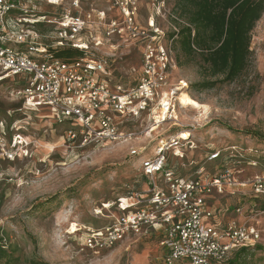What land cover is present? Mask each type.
<instances>
[{"label":"rangeland","instance_id":"1","mask_svg":"<svg viewBox=\"0 0 264 264\" xmlns=\"http://www.w3.org/2000/svg\"><path fill=\"white\" fill-rule=\"evenodd\" d=\"M135 2L137 24L146 28L153 23L171 49L173 63L165 92L172 94L166 99L172 106L165 111L157 100L156 111L121 125L125 135H132L131 140L88 146L69 142L65 136L71 122L56 123L48 112L26 109L9 94L10 81L0 82L4 83L0 85L4 128L0 129L5 132L0 145V235L6 250L23 263L37 259L49 264H163L165 250L154 237H128L102 252L83 247L85 226L110 224L119 212L118 198L127 194L125 186L141 187L142 156L132 155L134 149L151 157L161 141L175 138L177 144L173 142L170 151L179 147L184 158L171 157L170 163L182 174L203 166L211 172L231 169L239 179L249 180L264 172V14L252 33L246 71L233 83L198 92L193 86L204 79L198 60L179 66L178 51L168 36L178 30L172 21L175 0ZM19 6L25 11L23 16L40 18L36 27L41 42L52 47L61 20L85 18L92 10L105 11L106 21L87 25L77 41L85 45L87 56L108 58L119 81L136 83L141 45L106 35L107 23L121 17L110 0H20ZM183 91L207 109L180 104L178 95ZM183 131L189 138L178 137ZM3 149L12 152L13 159L5 157ZM219 151L221 157L209 161L210 154ZM254 161L256 166L251 164ZM241 198L247 205L254 202ZM219 199L229 208L239 197ZM230 215L227 212L222 220L228 222ZM260 246L246 251L239 264L264 263V243Z\"/></svg>","mask_w":264,"mask_h":264},{"label":"built area","instance_id":"2","mask_svg":"<svg viewBox=\"0 0 264 264\" xmlns=\"http://www.w3.org/2000/svg\"><path fill=\"white\" fill-rule=\"evenodd\" d=\"M19 3L0 0V82L10 81L9 94L26 109L48 112L56 123L71 122L65 136L69 142L88 146L131 140L132 135H125L121 125L156 111L157 100L172 95L165 92L173 63L171 49L153 23L146 28L137 24L135 0H110L121 17L112 18L106 30L107 36L140 43L141 68L135 84L115 78L106 57L86 56L72 62L54 57L49 51L52 46L41 42L36 27L40 18L23 16ZM106 16L105 11L92 10L85 18L66 17L58 23L54 47L83 49L77 36L89 24L104 23ZM171 106L167 102L164 107L169 111ZM3 133L0 129V145ZM170 141H161L151 157L144 150L131 151L142 156L139 175L146 189L126 185L127 194L118 198L119 212L112 222L85 226L83 247L102 252L128 237L160 234L163 264H224L233 251L262 245L264 208L258 205L264 200V172L249 180L239 179L231 169L211 172L203 166L182 174L171 167L170 159H183L184 155L179 147L170 151L171 144H177L175 138ZM3 150L5 157L13 159L12 152ZM220 157L219 151L208 159ZM226 195L239 197L230 209L209 206L212 198ZM241 197L254 202L247 205ZM227 212L234 216L225 225L216 223L218 214Z\"/></svg>","mask_w":264,"mask_h":264},{"label":"trees","instance_id":"3","mask_svg":"<svg viewBox=\"0 0 264 264\" xmlns=\"http://www.w3.org/2000/svg\"><path fill=\"white\" fill-rule=\"evenodd\" d=\"M172 18L177 31L168 36L176 47L179 66L199 62L203 81L193 88L198 92L212 90L219 85L236 81L248 68L251 57L252 33L264 14V0H175ZM54 57L72 62L87 56L84 49L73 46L51 47ZM4 83H1L2 85ZM257 137V132H250ZM140 183V182H139ZM143 182H141V187ZM141 187H133L134 190ZM264 208V200L260 201ZM232 252L224 264H239L246 251ZM0 264H49L33 259L23 263L5 248V238L0 235Z\"/></svg>","mask_w":264,"mask_h":264},{"label":"bare ground","instance_id":"4","mask_svg":"<svg viewBox=\"0 0 264 264\" xmlns=\"http://www.w3.org/2000/svg\"><path fill=\"white\" fill-rule=\"evenodd\" d=\"M178 101H179V103L180 104H182L183 106H191V107H193V108H197V109H201V108H206L207 109V107L205 106V105H202L201 103H199V102H197L196 100H194L190 95H188L186 92H181L179 95H178ZM162 104L164 105V106H166L167 105V102H166V100H163L162 101ZM165 109V108H164ZM165 111H166V109H165ZM207 112V111H206ZM164 115H167L168 116V114H167V112H165V114ZM166 116V117H167ZM164 117V119L166 118L165 116H163ZM178 137H181V138H189V134H188V132L187 131H183V132H181V133H179V135H178Z\"/></svg>","mask_w":264,"mask_h":264},{"label":"crops","instance_id":"5","mask_svg":"<svg viewBox=\"0 0 264 264\" xmlns=\"http://www.w3.org/2000/svg\"><path fill=\"white\" fill-rule=\"evenodd\" d=\"M43 44H45V43H43ZM46 45H47V44H46ZM48 46H50V45H48ZM142 189L145 190L146 187L143 186ZM219 198H220V197L217 196V197L212 198L211 200H209V206H211L212 209H221V210H223V209H225V207H228V204L222 206L223 204L221 203V201H223V200H221V199H219ZM221 198H223V197H221ZM229 209H230V207H229ZM230 214H231V213H230ZM225 215H226V213H225L224 215L218 214V217H217V219H216V223H222L223 225H225L227 222H225V221L222 220L223 218H225ZM230 216H231V218H232V217L234 216L233 213H232V215H230ZM231 218H230V219H231ZM157 236H160V234H155V237H154V238H156V239L158 240V237H157ZM140 238H151V237L145 236V237H140Z\"/></svg>","mask_w":264,"mask_h":264}]
</instances>
